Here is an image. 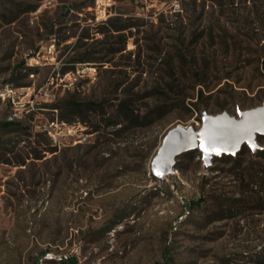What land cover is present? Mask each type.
Listing matches in <instances>:
<instances>
[{
  "label": "rangeland",
  "instance_id": "rangeland-1",
  "mask_svg": "<svg viewBox=\"0 0 264 264\" xmlns=\"http://www.w3.org/2000/svg\"><path fill=\"white\" fill-rule=\"evenodd\" d=\"M172 1L0 0V264H264L263 134L151 167L264 105V0Z\"/></svg>",
  "mask_w": 264,
  "mask_h": 264
},
{
  "label": "water",
  "instance_id": "water-1",
  "mask_svg": "<svg viewBox=\"0 0 264 264\" xmlns=\"http://www.w3.org/2000/svg\"><path fill=\"white\" fill-rule=\"evenodd\" d=\"M257 134L264 135V105L239 111V118L204 112L200 129L178 125L168 131L153 158L152 172L163 179L174 171L179 155L197 148L207 164L214 156L237 153L244 143L255 151Z\"/></svg>",
  "mask_w": 264,
  "mask_h": 264
},
{
  "label": "built area",
  "instance_id": "built-area-1",
  "mask_svg": "<svg viewBox=\"0 0 264 264\" xmlns=\"http://www.w3.org/2000/svg\"><path fill=\"white\" fill-rule=\"evenodd\" d=\"M103 5L104 6V9H103V17L102 19H106V7H105V2L104 1H98L97 3V8L100 6ZM182 8H181V3H180V0H173L170 4V11H173V12H179L181 11ZM98 12V10L96 11ZM100 18V17H99ZM14 93V88L10 85V84H6L4 86V89L1 91V94L2 96L5 97H11L12 94ZM56 123L55 122H52V124H50V128L53 127V125H55ZM57 125V124H56ZM51 132V130H49Z\"/></svg>",
  "mask_w": 264,
  "mask_h": 264
},
{
  "label": "trees",
  "instance_id": "trees-1",
  "mask_svg": "<svg viewBox=\"0 0 264 264\" xmlns=\"http://www.w3.org/2000/svg\"><path fill=\"white\" fill-rule=\"evenodd\" d=\"M124 29H126V27H124V28H116V29H114V30H116V31H120V30H124ZM88 105H89V106L85 107V106H86L85 104L73 103V104L71 105V107H74V108H83V109H85V112H87V111L92 110L93 108H95V107H94V106H95V103H93V102L88 103ZM81 120L85 121L84 117H82ZM17 122H18V121H13V120L5 121V122H3V123H0V127H11V126L17 124ZM193 204H194L193 206H195V204H197V203L194 202ZM61 260H62L63 262L69 263V264H78L76 258H70V259L67 258V260H65V259L62 258Z\"/></svg>",
  "mask_w": 264,
  "mask_h": 264
}]
</instances>
